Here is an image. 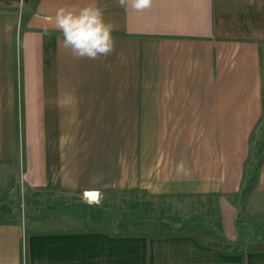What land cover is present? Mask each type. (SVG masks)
<instances>
[{
  "label": "crops",
  "instance_id": "crops-1",
  "mask_svg": "<svg viewBox=\"0 0 264 264\" xmlns=\"http://www.w3.org/2000/svg\"><path fill=\"white\" fill-rule=\"evenodd\" d=\"M90 2L114 24L115 50L77 59L56 13ZM263 70L264 0H152L139 12L119 0H0V264H264L231 214L264 120ZM130 191L219 199L233 225L220 239L235 251L114 204ZM253 191L261 210L237 205L264 245V157ZM24 228L47 231L24 240ZM166 231L177 233L149 235Z\"/></svg>",
  "mask_w": 264,
  "mask_h": 264
},
{
  "label": "rangeland",
  "instance_id": "rangeland-1",
  "mask_svg": "<svg viewBox=\"0 0 264 264\" xmlns=\"http://www.w3.org/2000/svg\"><path fill=\"white\" fill-rule=\"evenodd\" d=\"M263 84H264V70H263ZM264 127V120L263 123L260 125V129H258L254 134L250 137V148L251 153L248 157L247 162V170L249 171L250 168L255 167L256 161L254 156V151L256 145L260 147V140L262 136H264V132L262 131ZM262 145V144H261ZM260 154V152H259ZM248 171H245V177L243 180V185L240 190L239 195L236 197L235 202L233 205L232 217L235 219L236 224L238 226L235 230L239 243L242 245L247 243L255 242L253 232L249 230V228L245 225L246 223L241 220L239 205H237V201L241 200V208L245 209L246 211H256L261 210L262 207L257 206L256 200L258 196L254 193V184L252 181H247V174ZM18 175V174H17ZM19 176V175H18ZM20 177V176H19ZM2 183V182H1ZM11 192L15 191V194L12 196L13 203H16L19 220L22 222V225H26L27 218L29 217V201L27 197V193L25 187L20 184V181L13 182ZM137 194V193H136ZM133 196L132 192L129 193L124 192L122 196H119L117 199L114 200V204L119 205L121 208H125L127 205L128 207H134L140 209L142 212H149L150 215L154 218H159V214L163 213L166 217L163 219L164 223H160L161 227H167L170 229H178L181 227H196L198 230L201 231V234L205 238H215L218 236L217 240H220L222 243L225 242L220 239L222 233L230 234L233 228L232 220L225 218L222 220V215L224 214L222 211V207H220L221 202L219 199L213 201L214 199H209L208 197H189V196H174V197H159L154 198L152 196H141L136 195ZM128 195L131 196L128 199ZM98 193L96 192V196L92 199H97ZM88 198V197H87ZM199 206V207H198ZM194 207H197V211H194ZM160 211V212H159ZM135 212V210H134ZM148 214V213H147ZM186 216H195L192 219V224L189 223L188 219H180L178 218L180 215ZM122 215L131 216L130 211L127 210L126 212L122 213ZM191 218V217H189ZM153 219V218H152ZM156 219L152 220L154 222ZM191 220V219H189ZM221 220L223 223L221 224ZM224 224V225H223ZM132 227V226H129ZM208 231V232H207ZM224 236V235H223ZM227 240L230 244L226 245L228 248H233L235 245L234 238L228 239L227 237H223Z\"/></svg>",
  "mask_w": 264,
  "mask_h": 264
},
{
  "label": "clouds",
  "instance_id": "clouds-1",
  "mask_svg": "<svg viewBox=\"0 0 264 264\" xmlns=\"http://www.w3.org/2000/svg\"><path fill=\"white\" fill-rule=\"evenodd\" d=\"M121 7L129 4L136 11L152 5V0H119ZM55 27L62 36L61 46L77 59L96 60L114 52L115 26L105 19L104 11L94 2L77 9L60 8Z\"/></svg>",
  "mask_w": 264,
  "mask_h": 264
},
{
  "label": "trees",
  "instance_id": "trees-1",
  "mask_svg": "<svg viewBox=\"0 0 264 264\" xmlns=\"http://www.w3.org/2000/svg\"><path fill=\"white\" fill-rule=\"evenodd\" d=\"M262 131L264 132V127L262 129ZM261 144H260V147L259 145H256L255 147V151H254V156H255V161H256V164H255V167H252L248 170H246V172L248 171V174H247V181H252L253 184H255V181L257 179V170L259 168V166L261 165L262 161H263V157H264V136H262L261 140H260ZM260 152V154H259ZM47 231L46 229H29V228H24V240H25V236L28 234V233H31V232H45ZM180 232H194V233H198L197 230H183V231H180ZM173 233H177L176 231H166V232H154V233H150L149 235H165V234H173ZM24 240H23V244H24ZM222 241L225 242L226 245L230 244L227 240H225L224 238H222ZM213 244H216L217 246L220 247V249L224 252L226 251H235V249H226V246L224 243H222L221 241L220 242H211ZM255 249H264V245H261L259 243H249L247 244L245 247H244V250H255Z\"/></svg>",
  "mask_w": 264,
  "mask_h": 264
},
{
  "label": "built area",
  "instance_id": "built-area-1",
  "mask_svg": "<svg viewBox=\"0 0 264 264\" xmlns=\"http://www.w3.org/2000/svg\"><path fill=\"white\" fill-rule=\"evenodd\" d=\"M95 196H96V192L93 195H91L90 192L87 193L88 198H94Z\"/></svg>",
  "mask_w": 264,
  "mask_h": 264
}]
</instances>
